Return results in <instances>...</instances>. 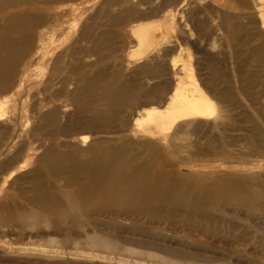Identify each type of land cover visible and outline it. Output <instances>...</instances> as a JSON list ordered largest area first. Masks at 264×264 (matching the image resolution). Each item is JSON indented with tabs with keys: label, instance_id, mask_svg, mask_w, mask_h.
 Listing matches in <instances>:
<instances>
[{
	"label": "rangeland",
	"instance_id": "374dc122",
	"mask_svg": "<svg viewBox=\"0 0 264 264\" xmlns=\"http://www.w3.org/2000/svg\"><path fill=\"white\" fill-rule=\"evenodd\" d=\"M2 1L0 264H264V0ZM117 147L134 201L66 214ZM30 196L64 215L19 225Z\"/></svg>",
	"mask_w": 264,
	"mask_h": 264
},
{
	"label": "bare ground",
	"instance_id": "6f19581e",
	"mask_svg": "<svg viewBox=\"0 0 264 264\" xmlns=\"http://www.w3.org/2000/svg\"><path fill=\"white\" fill-rule=\"evenodd\" d=\"M5 7L12 8V9H17V8L19 9V7H22V6H19V5L17 6L13 3H7V2L0 0V9H5ZM17 21H19V19H17L16 17H10L9 20H7L6 23H4V25L2 24L3 26L0 29V40L1 41L6 42L7 40V37L6 38L4 37L6 34L5 32L17 30L18 28H20L19 26H22V24H24L23 20L20 22H17ZM153 37H154V34L153 33L150 34V32H148L146 35V41L147 42L151 41ZM1 88H3V83L0 82V89ZM177 96H178L177 92H174V94L172 95V102L170 104V111L164 112L162 114L149 113V117L154 119V121L156 120L157 123L158 122L164 123L168 120V117H167L168 113L169 114L173 113L174 117L176 116V114L179 115L178 113H180V110L179 111L176 110L177 100L175 99H177ZM179 100H180L181 108L185 110H188L189 108H200L204 102L202 97H199L196 99L191 98L190 100H186L185 98L181 97ZM183 113L184 112L181 111L180 114H183ZM126 152L118 147L112 148L110 150L109 149L106 150V156L102 161L103 167H104L102 171L103 173L98 174L96 170H92L88 174H86L87 177L80 178L79 174L76 173V171H74L75 173H71V175L68 176L70 181L69 183L64 184V187L71 186L75 184V182H78V181L82 182L83 181L82 179L86 178L85 184L89 188V191L83 192L79 190L78 193L74 191H71V192L61 191L62 193L60 194V196L63 198L64 204L66 208L68 209L66 214L70 213L71 215L72 214L76 215L80 213L83 207L90 201L92 202V204H95V205L105 204L107 202H110L112 205H115V206H120V205H123L124 203H131V201H134L132 199L133 197H131L132 188L130 187L131 184L133 187L134 180H130L128 176L120 177L118 176L119 174L118 172L109 169V165L111 164V162L117 161L121 163L120 167L122 171L124 170L127 171L125 168H127L129 164L126 158L127 156ZM60 159H62V163L59 166L64 165L70 168L73 167V164L68 162L66 158L60 157ZM149 184H154V186L158 185L160 184V180L153 179L150 181ZM137 190L138 191L140 190L141 192L145 193L147 196V199L150 201H153L155 199V195H157L160 192V190L155 189V187L150 188L146 186H141L140 188H137ZM100 191L102 192V195L104 196L103 197L100 196V199L97 198L98 199L97 200L94 197H95V194L99 193ZM37 199L39 200V204H37L34 200L31 203V196L28 202L30 205L33 204L34 206H37L36 208L38 210L37 211L30 210V211H22V212L16 211L15 213L16 223H18L19 225H27L31 223H36L37 221L40 220V217L45 213L48 214V216H52V215L63 216L64 215L63 213H61L60 208H56L58 205H60L56 200L52 198H48V197L44 198L42 196L41 197L38 196ZM47 201L51 202L50 206H47L48 204ZM40 208H43V210ZM3 220L4 219H1V221ZM102 237L103 236H98L96 233H92L90 236H87V239L88 241H91V243L94 244V246L98 247V249L111 248L109 243L105 241L106 237H103V238Z\"/></svg>",
	"mask_w": 264,
	"mask_h": 264
}]
</instances>
